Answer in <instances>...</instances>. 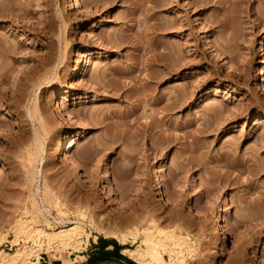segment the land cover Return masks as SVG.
<instances>
[{"label":"rangeland","instance_id":"374dc122","mask_svg":"<svg viewBox=\"0 0 264 264\" xmlns=\"http://www.w3.org/2000/svg\"><path fill=\"white\" fill-rule=\"evenodd\" d=\"M9 1L27 15L0 23L18 43L0 67V250L24 246L11 243V222L45 184L58 203L39 225L80 221L82 232L78 248L50 252L36 237V264L80 263L98 237L144 248L135 226L187 237L180 264H264V0ZM174 59L177 72L144 85ZM39 61L48 64L20 81ZM46 70L51 81L34 90ZM178 90L184 103L172 107ZM62 136L66 151L55 157ZM158 181L171 203L153 194Z\"/></svg>","mask_w":264,"mask_h":264},{"label":"bare ground","instance_id":"6f19581e","mask_svg":"<svg viewBox=\"0 0 264 264\" xmlns=\"http://www.w3.org/2000/svg\"><path fill=\"white\" fill-rule=\"evenodd\" d=\"M9 2H11V1H9ZM9 2H8V4H6L7 3L6 0H0V23L2 25L5 23H12L15 25H18V24L23 25L24 18L27 15V13L25 12L26 10L24 11L23 10L24 7L22 9L21 5H18L16 2H13V3L11 2L12 3L11 5ZM17 7H18V10H17ZM237 11L238 10L235 11L236 12L235 14H237ZM239 12H241L240 9L238 11V15H240ZM260 12L258 14L262 15V13H260ZM234 17H237V16H234ZM255 21L257 22V24H260L262 22V20L259 16H256ZM253 26H254V23H253ZM1 29H2V31H0V62L2 65L0 64V67L4 71V68L7 66V65H5V63L7 64V62H5V60L8 59V57L11 58V57H13V55H16L18 53V51H17V48H18L17 44L18 43L14 44V43L10 42L11 39L8 38V34H7V36H5L6 35L5 33L7 32V30L4 27H2ZM151 30L152 31L156 30L155 25L152 26ZM239 30H240V24L237 27L233 28L232 34L234 36H236V34H239ZM10 37H12V36H10ZM43 61H46V59H44ZM45 63L42 61H39L37 63V65L30 67L27 74L23 78H21L20 81L23 80L25 83L26 81L33 79L34 78V77H32L33 73L38 69L39 70L43 69L45 67ZM46 64H48V63H46ZM162 67H163V70L159 71V73L154 74V75L150 74L147 76L146 82L144 84L145 86L150 84L151 81H154L155 83H159L163 80L166 81L168 79V77H170V74L172 72L178 71L180 66L179 67L176 66L175 59H174V60H170L167 63L163 64ZM54 69H56V68H54ZM76 70H77V68L74 67L73 71H72V75H74ZM38 72L39 71H36L35 73H38ZM49 72H50L49 70L48 71L46 70V72L44 71V73L40 77V82H37V84H35L34 90L37 89L41 84L51 81L48 78ZM1 73H2V71H1ZM12 92H13V89H12ZM66 93H67V90H63L61 92V94H66ZM174 93L175 94L174 95L172 94L173 96H171L172 98H170L173 100L171 106L177 107V106L182 105L184 103V94H183L184 92H182L181 90L180 91L178 90V92H174ZM14 96H15V94H14ZM157 102H159V99L157 100ZM53 104H54V109L59 111V106H58V103H56V99H54ZM35 106H36V102L34 105V109H33V111H31V113L32 112L36 113L37 109ZM242 112L243 113H241V114L247 115L246 112H244V111H242ZM29 113H30V111H29ZM59 114L62 116L63 113L60 111ZM32 133H33V141L32 142H33V148H34L33 151H35V154H33V156L35 155L37 157L39 155V153H41L40 151H42V149H41L42 140H41V137H40L37 130L34 129ZM66 144H67L66 136H62L58 142L56 153L54 154L55 157H57L59 154L65 153ZM68 147H69V145L67 146V148ZM31 153H33V152H31ZM37 159H38V157H37ZM67 159H68V162L70 164V169L73 170L78 175H81L80 170L78 169V166L76 165L74 160L71 158L70 153H68ZM2 168H3V166H2ZM40 171H41V168H37L34 171V173H33L34 176L31 179V183H33L36 180V178L40 174ZM156 173H160V171L158 170ZM99 180L101 183V189H102L101 192L104 194L107 193L108 192V186L110 185V176L108 175V172H107V169L105 166L103 168H101V170L99 172ZM42 187L37 185L35 187V190L32 191L31 202L29 201L30 205H31V209H27L26 207H23V209H22L23 211L21 212V214L23 213L22 214L23 216L18 213L17 216H20V217L16 216L17 218H15V219H13V217H12L13 220L11 222L10 229L14 233L15 238H14V240H12L11 243H17L19 238H21L24 246L22 248L16 249V251L13 253L4 252L3 250H0V264H26L29 261L30 257H32V256H34L35 259L30 261V263L36 264L37 263L36 259L38 260L37 253H36L38 251V245L36 242V237H43V250H45V252H50L53 250L64 249V248H69V247L70 248L71 247L78 248L79 242L81 239L80 235L82 232V231L80 232V230H81L80 226H79L80 221H78V222L75 221L74 225H71V226H68L65 228H61L57 231L56 230H45L39 225V223H42V222L45 223L46 221L47 222L49 221L47 216H50V218L54 219V217H51L50 207L51 206L55 207V205H57L56 203H58V202H56L58 200H56L55 197L53 198L54 200L51 201L52 200L51 199L52 194H51V196L49 195V193H48L49 191L47 190V186L44 184ZM153 192H154L153 194L157 197V200L164 201L165 203H168V202L171 203V201H169V199L166 198V195L163 192V186L159 181L156 182V186H155ZM50 204H51V206H50ZM191 206L196 211V208H195L193 203H190V207ZM57 212H59V214H60L62 211H59V209H57ZM61 214H63V212ZM151 223H152V221H150L149 224H151ZM151 225H153V224H151ZM155 226H154V228H155ZM142 227L136 229V226H135V232H134L133 238L137 239L136 235L138 233H140L143 236L142 237L143 240H142V238H141V240L145 245L144 248H142V247L138 248L137 247L136 249H132V248H128V247H123L121 250V253L123 255L127 256L128 258H130L131 260H133L137 264H180L181 263L182 260H180L181 258H179V253L182 252L183 248H185L184 243L187 241V237L177 235L178 232H176V231L168 230L169 232H166L167 230L165 231V230H163V228L161 230L157 229L156 231H153L152 228H149L151 226L145 227V228L144 227L142 228ZM127 233H129V232H127ZM86 235L88 236L89 234L86 233ZM125 235L126 234H124L120 238V241L122 243L126 239ZM4 238L5 237H2L0 240H2ZM111 238L118 240V237H115V236H111ZM28 240L31 241L32 243L30 245H25ZM143 243H142V245H143ZM187 243H189V242H187ZM189 247H190V245H189ZM186 249L187 248H185L184 250H186ZM190 251H192V250H190ZM162 253H166L168 255L167 261L164 259V256ZM175 256H177V257H175ZM80 257L82 258V256H80ZM64 262H69L70 264H73L72 261H68V260H64Z\"/></svg>","mask_w":264,"mask_h":264},{"label":"crops","instance_id":"0c3cea01","mask_svg":"<svg viewBox=\"0 0 264 264\" xmlns=\"http://www.w3.org/2000/svg\"><path fill=\"white\" fill-rule=\"evenodd\" d=\"M117 245L114 247L112 238L98 237L96 241H92V248L88 252L85 249L80 251V256L83 258L80 263L73 261V264H131L130 261L134 262L121 253L123 247L118 242Z\"/></svg>","mask_w":264,"mask_h":264},{"label":"trees","instance_id":"16d2710c","mask_svg":"<svg viewBox=\"0 0 264 264\" xmlns=\"http://www.w3.org/2000/svg\"><path fill=\"white\" fill-rule=\"evenodd\" d=\"M99 240H101V238H99ZM112 242L114 243V247H115V246H118V245H117V242H116L113 238H112ZM130 263H131V264H135V263L132 262V261H130Z\"/></svg>","mask_w":264,"mask_h":264},{"label":"built area","instance_id":"2783aa9c","mask_svg":"<svg viewBox=\"0 0 264 264\" xmlns=\"http://www.w3.org/2000/svg\"><path fill=\"white\" fill-rule=\"evenodd\" d=\"M40 258H42V257H40Z\"/></svg>","mask_w":264,"mask_h":264}]
</instances>
